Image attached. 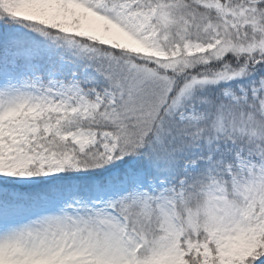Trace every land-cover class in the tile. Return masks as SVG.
Returning <instances> with one entry per match:
<instances>
[{"label": "snow or ice", "instance_id": "6c2138e0", "mask_svg": "<svg viewBox=\"0 0 264 264\" xmlns=\"http://www.w3.org/2000/svg\"><path fill=\"white\" fill-rule=\"evenodd\" d=\"M0 264H264V0H0Z\"/></svg>", "mask_w": 264, "mask_h": 264}]
</instances>
